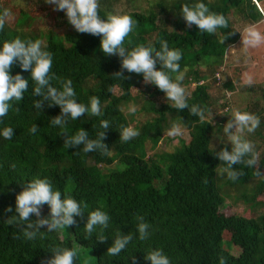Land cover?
Listing matches in <instances>:
<instances>
[{
    "label": "trees",
    "instance_id": "1",
    "mask_svg": "<svg viewBox=\"0 0 264 264\" xmlns=\"http://www.w3.org/2000/svg\"><path fill=\"white\" fill-rule=\"evenodd\" d=\"M117 1H122V6L115 13L113 6ZM263 1L148 0L143 9L141 0H99L102 19L109 14H127L136 22L124 42L128 52L140 45L160 50L162 41L167 42L169 49L181 51L179 64L184 74L181 86L193 85L187 103L189 108L195 105L202 109L204 120L190 114L187 108L171 107L172 102L154 84L141 88L143 74L129 73L121 68L119 56L105 55L100 49L101 36L76 30L65 35H43L45 50L52 53V72L61 80L72 81L77 102L90 107V98L99 97L104 114L97 117L85 113L76 120L68 119L64 128L50 125V120L61 114L60 107L45 104L42 111L36 109L33 100L40 97L32 95L34 84L30 71H23L18 64L13 66L11 74L19 73L27 79L28 90L24 99L18 105L13 102L9 113L0 118V131L13 128L11 140L0 135V264H42L53 257V248L74 250L73 242L88 251L96 264H151L145 256L155 249L162 250L170 264H220L221 257L225 264H264V210L254 218L225 216L221 212L225 198L230 199L229 192L233 190L239 194L236 200L249 208H264V87L258 84L235 87L231 80L214 75L221 72L228 47L239 41L240 31L260 24L262 15L257 3L261 7ZM201 2L210 12L224 15L228 27L219 28L214 34L201 32L196 25L188 28L181 8ZM22 3L26 14L21 17L23 22L33 23L53 12L58 27L70 24L64 11L54 10L44 0H22ZM3 4L4 1L0 2V11ZM37 4H41L39 10L43 13L31 15ZM233 18L238 21L237 26ZM17 37L25 41L42 40L38 35H16L4 29L0 31V47ZM117 72H122L125 78L116 76ZM169 74L175 80L178 73ZM52 83L62 90L58 81ZM210 84L216 86L218 93L208 90ZM133 89H138V93L133 95ZM234 91L256 93L250 95L251 107L237 111L259 118L260 125L251 141L262 146L254 148L259 156L258 166L233 165L234 170L244 173L233 181L223 171L226 165L215 155L224 148L231 152L232 145L222 141L211 147L224 125L209 117L217 108L223 112L231 110L229 96ZM130 103L139 105L134 114L128 111ZM17 106L19 113L14 111ZM229 114L223 117L224 122L232 119L233 113ZM101 120H108L111 127L105 130L107 153H84L80 150L83 145L64 146L65 136H74L81 129L90 139H97L98 132L103 131ZM134 120L133 128L140 135L122 142L121 128L131 127ZM33 123L39 127L35 134L29 132ZM175 124L187 131L188 142L180 139L172 152L148 156L146 144L151 149L157 148ZM256 170L262 175L257 176ZM219 172H222V188L216 183ZM37 178L49 179L53 190L61 192L62 199L72 197L81 204L83 215L74 216L76 223L66 228L70 239H61L56 231L42 227V235L28 240L18 226L6 223L8 218L18 215L16 196ZM9 206L12 212L6 211ZM95 210L109 215L108 227H97L87 235L84 227L88 214ZM49 214L50 207L45 204L41 215L47 218ZM138 216L150 225V235L143 241L137 231ZM31 219L35 220V215ZM118 233H132L134 238L118 256H110L107 249ZM101 234L106 236L103 243L97 239ZM74 264H82L77 256Z\"/></svg>",
    "mask_w": 264,
    "mask_h": 264
},
{
    "label": "clouds",
    "instance_id": "2",
    "mask_svg": "<svg viewBox=\"0 0 264 264\" xmlns=\"http://www.w3.org/2000/svg\"><path fill=\"white\" fill-rule=\"evenodd\" d=\"M44 3L54 6V10L64 11L68 22L79 33H87L93 36H101L100 49L105 55L119 56L121 58V68L129 73L143 74L145 84H154L158 89L166 94V99L172 102L171 107L177 110L189 109L190 114L199 116L201 120L205 119L204 112L198 106H191L187 103V94L185 88L181 86L184 74L180 71L179 61L182 59V53L179 49H169L166 41L161 42L160 50L143 45L135 47L128 52L124 47L125 39L133 31L136 22L130 15L109 14L106 19H102L99 14V0H44ZM262 15V8L257 3ZM9 9L0 11V31L5 28L6 21L11 17ZM181 15L188 28L196 25L201 32L214 34L219 28H227L228 21L222 14H216L209 11L204 3H196L192 6L183 5ZM262 21V18H261ZM246 36L243 37V44L249 47H256L262 41L264 36L256 30L254 26L245 28ZM46 45L42 40H22L19 37L11 41H5L0 47V118L5 117L13 102L18 105L24 99V93L28 90V80L19 73L11 74L14 65H17L23 71H30V77L34 84L32 95L40 97L33 100V106L36 109L43 110L45 104L48 107L59 106L61 114L50 120V125L64 128L68 119L76 120L85 113H91L93 116H102L104 113L101 108L99 97L90 98V107L77 102L76 92L72 87L71 80H61L52 72V53L45 50ZM157 64L160 69L157 70ZM167 70V71H166ZM169 73H178L175 80ZM116 76L125 78L122 72L115 73ZM53 81H58L62 90L53 85ZM251 84V77L245 81ZM19 113L20 108H14ZM128 111L135 113L136 107L129 106ZM260 125L257 116L241 111H235L227 124L223 127V132L228 136L232 145L229 152L226 148L221 149L215 155L226 167L223 169L227 173L228 179L236 180L244 175L242 171L234 170L233 165L244 164L248 167L259 165V156L254 151L255 146L244 139L245 132L253 133ZM100 127L103 131L98 132L97 139H90L88 133L81 129L74 136H65L64 146L66 148H79L84 153L100 151L107 153L108 146L104 143L106 131L110 129L108 120H101ZM39 127L33 123L29 132L37 133ZM65 135L63 132L61 133ZM169 137L182 135V129L179 124H175L168 131ZM5 139L13 138V128L5 127L0 131ZM140 135L139 131L132 127H122L119 139L122 142H129ZM248 157L247 159H245ZM256 175H262L256 170ZM47 204L50 207V214L47 218L42 217L43 206ZM84 208L87 207L85 204ZM7 212L13 209L9 206ZM15 212L6 220L8 225L18 226L23 233L24 238L28 240L35 239L41 232L42 227L52 232L59 229H65L76 223L74 216H82L84 211L80 203L72 197L62 199L60 191H54L51 181L47 178H37L26 184L23 191L16 196ZM32 215L36 219L32 220ZM137 231L141 241L146 240L150 233V225L144 221L142 216L137 218ZM110 220L109 215L101 210H95L88 214L87 223L84 227L85 233L91 235L97 227L106 229ZM15 238H19L18 236ZM133 234L122 235L118 233L114 243L107 249L110 256H118L127 245L133 240ZM97 239L103 243L106 236L101 234ZM54 255L51 259L42 262V264H74L76 257L75 250L53 248ZM135 261V257H132ZM151 264H170L169 258L160 249L147 252L145 256ZM220 264H225L223 257Z\"/></svg>",
    "mask_w": 264,
    "mask_h": 264
},
{
    "label": "rangeland",
    "instance_id": "3",
    "mask_svg": "<svg viewBox=\"0 0 264 264\" xmlns=\"http://www.w3.org/2000/svg\"><path fill=\"white\" fill-rule=\"evenodd\" d=\"M4 1V4L2 6V10L7 8L11 12V17L6 21L5 24V30L8 32H11L16 35H38L40 39L44 42V36L49 35V33L53 35H65L66 33L75 31V28L68 24V25H59L58 27V18L56 17V14L51 12L47 15H42V18H38L37 20L33 21V23H27L23 22L21 17H24L25 14V7L22 3V0H0V2ZM146 2L141 0L140 7L145 9L148 5ZM27 3V2H26ZM24 3V4H26ZM122 1H117L116 4L113 6V11L115 13H118V11L121 8ZM41 4H37L34 11H30L31 15L38 16L39 13H43L39 9ZM34 6H32L33 8ZM262 11L264 12V1L261 4ZM23 10L21 12L20 10ZM233 21L235 23V26H237L239 23L236 20V18H233ZM256 30H258L262 36H264V24L261 21L260 24L253 25ZM245 30V29H244ZM242 30L240 33L239 43L242 46L238 45L237 49L236 46H234V54L233 57H225V63H223V67L220 70V73H215L214 75L222 76V80L229 79L232 81L233 85L236 86H244L248 85L245 83L246 79L248 77H251V84H258L264 87V41H262L258 46L256 47H249L245 46L243 44V37L246 36L245 31ZM238 44V43H237ZM242 48V49H241ZM230 55V52H229ZM237 56V58H236ZM202 71H206L204 67L200 68ZM145 85L144 81L140 82V87L143 88ZM140 87L138 89H140ZM183 87V86H182ZM193 85L188 86L185 88L187 96L189 95L190 90L192 89ZM219 88V87H217ZM138 89H133L132 94L135 95L138 93ZM222 89V88H221ZM212 91V93H218L216 86L210 84L209 89ZM220 91V89H219ZM246 95H245V94ZM256 93H246L241 91H234L231 96H229V100L232 102V108L229 111L231 114H234V111H237L239 108H243L245 106L246 109L252 106V98L250 95H253ZM159 99V98H157ZM263 101L262 99H260ZM160 101V100H159ZM129 106H135L132 103L129 104ZM136 111L139 108V105H136ZM220 108L216 109V112L214 114L210 115V119L213 122L219 123V125H226L227 122L223 121V117L229 116V112H223L219 110ZM135 111V112H136ZM130 113V112H129ZM225 113V114H224ZM134 114V113H130ZM143 119H146L147 117L142 116ZM136 121L134 120L131 124V127H135ZM182 129V128H181ZM253 136V133H247L245 132L244 137L250 141L253 144H256L255 147L262 146L260 142H253L251 141V137ZM169 141V139H171ZM180 139H182L184 142H188L189 135L187 131L182 129V135L176 136V137H169L168 134L163 136L161 144L158 145L157 148L151 149V146L149 143L146 144V152L148 156H153L155 153H161L162 151H168L172 152L173 148L178 146ZM168 140V141H166ZM259 140L258 138L256 139ZM225 141L227 143H230L228 140V136L223 132V127L221 129V134L214 137L212 144L216 145L218 142ZM167 143V144H166ZM222 172H219L218 176L216 177V183L222 188L223 187V178ZM255 183V182H253ZM253 184L250 185V189L252 188ZM223 190V189H221ZM224 195H227L226 191H222ZM230 193V199L225 198L224 205L225 207L222 209V213L225 216H241L245 218H254L256 214H259L261 211L264 210L262 207H255V208H249L246 204H244L242 201H237L236 197L239 196V194L236 191L229 192ZM259 199H262L260 196ZM59 237L61 239H70V233L68 230L65 229H59L55 230ZM73 249L76 251V256L79 258V261L82 264H96L95 259H93L89 252L86 250L81 249L78 247L76 243L73 242ZM78 254V255H77Z\"/></svg>",
    "mask_w": 264,
    "mask_h": 264
},
{
    "label": "crops",
    "instance_id": "4",
    "mask_svg": "<svg viewBox=\"0 0 264 264\" xmlns=\"http://www.w3.org/2000/svg\"><path fill=\"white\" fill-rule=\"evenodd\" d=\"M242 30H244V29H242ZM242 30H241V31H242ZM241 31H240V33H241ZM237 43H238V44H237ZM237 43L228 47L226 57H227V56H229V57H233V54H234V51H233L234 46H236L238 50H240V49L238 48V45L242 46V48H243V45H241V44L239 43V41H238ZM242 48H241V49H242ZM229 52H230V55H229ZM236 58H237V56H236Z\"/></svg>",
    "mask_w": 264,
    "mask_h": 264
},
{
    "label": "built area",
    "instance_id": "5",
    "mask_svg": "<svg viewBox=\"0 0 264 264\" xmlns=\"http://www.w3.org/2000/svg\"><path fill=\"white\" fill-rule=\"evenodd\" d=\"M261 12H262V22L264 24V12L263 11H261Z\"/></svg>",
    "mask_w": 264,
    "mask_h": 264
}]
</instances>
